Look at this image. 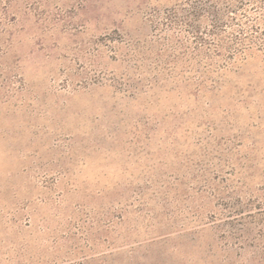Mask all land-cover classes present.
<instances>
[{"label": "rangeland", "instance_id": "obj_1", "mask_svg": "<svg viewBox=\"0 0 264 264\" xmlns=\"http://www.w3.org/2000/svg\"><path fill=\"white\" fill-rule=\"evenodd\" d=\"M206 1L0 0V264H264V47L199 46L264 8Z\"/></svg>", "mask_w": 264, "mask_h": 264}, {"label": "trees", "instance_id": "obj_2", "mask_svg": "<svg viewBox=\"0 0 264 264\" xmlns=\"http://www.w3.org/2000/svg\"><path fill=\"white\" fill-rule=\"evenodd\" d=\"M236 1L237 0H233V1L232 0H212V3H209V0H207L206 3L201 4V6H198V7L196 6V7H193V10L186 11L184 14L181 15L180 18H178V21L182 24V26L187 28V31H191L192 34L198 35L201 32H200V27L198 26V24L195 23L196 21L195 17L198 20L199 17H202L204 13H209V14H212V16L216 19L215 24H218L220 21L218 16L221 14V11L227 13V12H232L236 10L235 9L236 6L234 4V2ZM254 1L261 4L260 6L261 8H264V0H254ZM219 3H222V5H224L223 9H220L218 7ZM253 27L254 25L251 27L252 30L254 29ZM242 33H243V28L241 29L239 36H235L231 40L230 44L226 45L219 39L218 34H215L213 31V34H215L214 42L211 44L203 40V38H201L200 40L202 41L200 42L199 46L204 47V48L212 47L218 53H220L222 50H227L232 56H237L239 58L245 57L249 49L254 48L255 43L258 40H261V42L258 41V44L256 45H258V47H264V37L247 36L248 34L243 36L244 34L242 35Z\"/></svg>", "mask_w": 264, "mask_h": 264}]
</instances>
